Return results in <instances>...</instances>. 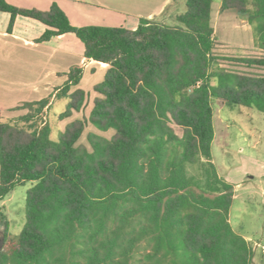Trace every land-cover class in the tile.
<instances>
[{
    "label": "trees",
    "instance_id": "16d2710c",
    "mask_svg": "<svg viewBox=\"0 0 264 264\" xmlns=\"http://www.w3.org/2000/svg\"><path fill=\"white\" fill-rule=\"evenodd\" d=\"M213 1L185 0L174 25L141 19L131 30L74 26L56 3L40 10L0 0V12L10 14L7 32L17 16L38 20L46 29L35 42L72 33L85 58L108 66L93 86L88 118L67 123L57 141L37 118L51 97L68 100L59 120L80 110L85 92H70L82 76L78 66L53 96L22 105L29 109L22 126L0 121V200L35 182L19 234L0 214V264L253 263L251 242L229 219L233 187L212 162L211 98L264 113V75L219 66ZM229 9L264 49V0H220L219 11ZM237 59L264 67V57ZM87 121L114 133L88 132L90 150L75 146Z\"/></svg>",
    "mask_w": 264,
    "mask_h": 264
},
{
    "label": "rangeland",
    "instance_id": "374dc122",
    "mask_svg": "<svg viewBox=\"0 0 264 264\" xmlns=\"http://www.w3.org/2000/svg\"><path fill=\"white\" fill-rule=\"evenodd\" d=\"M227 12L233 18L223 20V23L217 29V36L222 35L221 28L223 27L227 34L229 33V40L224 43V46H214L212 51L217 58L219 66L229 71L264 75V67L246 65L238 61L237 58L241 57H264V49H260L255 45L252 47V44L249 45L253 37L252 29L250 32L245 27L243 28L241 22L245 19L236 14L234 10L229 9ZM245 23H247L246 20ZM70 61H73V59L70 58L68 63ZM35 64L39 66L37 61ZM54 65L52 63V66ZM70 65L73 64H62L58 66V69H65L70 67ZM38 66H35L33 69L36 70ZM1 67L8 70L6 72L11 75L14 73V70L19 68L18 65L12 63H3ZM34 73L33 76L38 77V70ZM103 76V72L97 71L94 74L87 68L82 77L80 87L87 90L93 84L102 81ZM55 79L53 76L52 80ZM15 83L13 81L0 82V121H10L8 120L10 113L4 107L20 97L18 92H14L13 94L8 92L9 88L16 85L20 86L18 82L17 84ZM54 83L61 84L62 82L57 78ZM26 87L29 86L26 85ZM39 88L43 89L41 86ZM45 95L47 96L45 91L42 90L31 98L37 99ZM67 104V99L56 100L48 112L49 137L52 141H57L59 133L64 130L67 123L74 119L86 120L89 116L87 110H85L76 117L68 116L70 118L66 121L58 123L59 119L57 116L67 109ZM211 109L214 127V138L211 144L212 162L222 177L228 175L229 172H233L234 174H244V178L247 180L237 189V197L231 205L229 218L231 225L238 233L251 240L250 242L254 248L255 262L264 264V254L260 246L255 244L256 242L264 244V175L262 174L264 172V113L255 108L241 105L231 107L214 97L211 98ZM40 117L37 120H40ZM44 120L43 117L42 121ZM18 125L20 126L21 122ZM85 126L86 128H84L75 146L83 144L89 147L87 134L90 132V127L98 135L106 138H110L114 133V129L101 131L88 121L85 122ZM174 128L181 135L180 128L176 126ZM34 183L33 181H29L23 185H17L0 200V214L3 213L6 216L10 234L17 235L23 228L26 220V191ZM1 240L2 226L0 225V245Z\"/></svg>",
    "mask_w": 264,
    "mask_h": 264
},
{
    "label": "crops",
    "instance_id": "0c3cea01",
    "mask_svg": "<svg viewBox=\"0 0 264 264\" xmlns=\"http://www.w3.org/2000/svg\"><path fill=\"white\" fill-rule=\"evenodd\" d=\"M8 3L17 7L36 8L40 10H48L52 3H56L67 15L70 23L74 26H87V25H101L113 27H126L134 30L139 24L141 19H147L158 24L174 25L176 23L175 17L185 10V0H6ZM220 0L211 3V26L214 29L215 46H224L228 42L229 33L227 34L225 28H221V36H217V29L223 23V20L233 18L228 14V10L219 11ZM10 14L8 12H0V82L10 81L18 84L9 88V93L13 94L18 92L19 99L11 104H8L4 109L9 111L8 120L1 122H18L24 124L20 118L29 113L28 108L22 107L24 103L38 101L43 98L53 96L54 93L64 85L67 75L71 67L78 66L82 69V76L76 86H72L70 92L76 88H81L80 83L84 72L88 68L90 72L96 73L97 71L105 73L107 64L97 62L92 59L84 57L83 43L75 37L72 33H65L58 36H53L47 41L35 42V40L45 31L46 26L38 20L17 16L15 18L11 32H7ZM243 28L251 32L249 23L242 20ZM255 45L252 40L249 45ZM245 46V45H244ZM70 58L73 61H68ZM38 62L39 66L36 63ZM3 63H12L18 65L19 68L14 70V73L8 74L6 69L2 68ZM52 63L55 64L52 66ZM73 64L65 69H58L59 65ZM35 66L38 70V77L33 68ZM31 75V76H30ZM65 75V76H64ZM58 78L62 83L53 84L56 82L52 80ZM96 84V83H95ZM91 88L83 89L85 92V100L79 111L73 110L70 116L76 117L87 110L88 115L93 106L94 97L98 94ZM28 85L29 87H26ZM43 87V89L39 88ZM45 91L47 96L39 97L37 99L31 98L40 91ZM30 98V99H28ZM56 100L51 97L47 106H45L39 116L44 117V121L48 122V112L52 108ZM46 114V116H44ZM85 116V115H84ZM35 116L32 121H35ZM58 118V116H57ZM68 118L61 119L58 123L66 121ZM72 118V117H71ZM87 118V116H85ZM76 120V119H74ZM68 122V121H67ZM71 122V121H70ZM49 124V122H48ZM86 128V126L84 127ZM90 132L96 133L91 127ZM89 150L90 147L86 146ZM219 174V173H218ZM264 175V172L262 173ZM220 177H222L219 174ZM247 177V176H245ZM226 182L233 187V198L237 197L236 191L247 180L244 174H234L229 172L228 175L222 177ZM234 201V200H233ZM231 209V208H230ZM230 218V211H229ZM247 240L251 241L248 237L244 236ZM252 264H260L255 262L253 258Z\"/></svg>",
    "mask_w": 264,
    "mask_h": 264
},
{
    "label": "built area",
    "instance_id": "2783aa9c",
    "mask_svg": "<svg viewBox=\"0 0 264 264\" xmlns=\"http://www.w3.org/2000/svg\"><path fill=\"white\" fill-rule=\"evenodd\" d=\"M257 246H260V248H261V251L263 252V254H264V244H260V243H255Z\"/></svg>",
    "mask_w": 264,
    "mask_h": 264
}]
</instances>
